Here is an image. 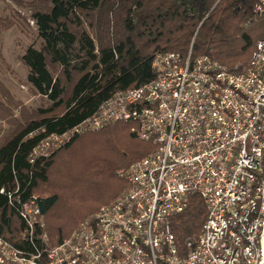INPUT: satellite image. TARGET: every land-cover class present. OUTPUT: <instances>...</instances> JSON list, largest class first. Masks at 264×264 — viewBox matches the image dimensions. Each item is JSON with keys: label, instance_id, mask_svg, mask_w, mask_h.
<instances>
[{"label": "built area", "instance_id": "2783aa9c", "mask_svg": "<svg viewBox=\"0 0 264 264\" xmlns=\"http://www.w3.org/2000/svg\"><path fill=\"white\" fill-rule=\"evenodd\" d=\"M192 56L156 53L154 79L33 149L32 163L116 123L154 145L118 172L128 186L54 247L38 196L2 188L24 227L20 246L0 234V264H264V38L244 72ZM195 195L206 217L181 241L172 223Z\"/></svg>", "mask_w": 264, "mask_h": 264}, {"label": "trees", "instance_id": "16d2710c", "mask_svg": "<svg viewBox=\"0 0 264 264\" xmlns=\"http://www.w3.org/2000/svg\"><path fill=\"white\" fill-rule=\"evenodd\" d=\"M258 1L32 0L30 18L41 44L30 45L21 60L28 83L50 106L39 109L38 117L17 122L0 143V234L22 243L24 223L2 188L19 185L24 199L38 196L53 244L113 201L128 186L118 172L154 150L131 124L78 135L34 163L29 158L33 149L92 116L116 91L154 79L158 52L187 57L192 49V57L209 54L231 71L244 72L257 41L264 38ZM5 105L0 100V109ZM205 217L195 195L174 219L173 230L184 241Z\"/></svg>", "mask_w": 264, "mask_h": 264}, {"label": "rangeland", "instance_id": "374dc122", "mask_svg": "<svg viewBox=\"0 0 264 264\" xmlns=\"http://www.w3.org/2000/svg\"><path fill=\"white\" fill-rule=\"evenodd\" d=\"M31 1L0 0V100L6 104L4 109H0V143L17 122L30 120L37 116L39 109L50 106V102L28 83V68L21 60L30 45L40 47L41 44L36 25L30 18ZM44 221L46 225L45 217ZM45 232L49 245H58L52 243L47 227Z\"/></svg>", "mask_w": 264, "mask_h": 264}, {"label": "crops", "instance_id": "0c3cea01", "mask_svg": "<svg viewBox=\"0 0 264 264\" xmlns=\"http://www.w3.org/2000/svg\"><path fill=\"white\" fill-rule=\"evenodd\" d=\"M28 76V75H27Z\"/></svg>", "mask_w": 264, "mask_h": 264}]
</instances>
